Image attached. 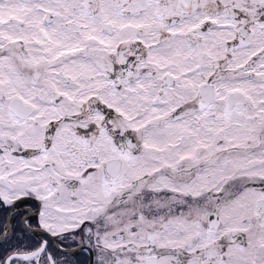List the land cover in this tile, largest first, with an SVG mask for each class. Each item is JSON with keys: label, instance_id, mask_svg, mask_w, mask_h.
Masks as SVG:
<instances>
[{"label": "snow or ice", "instance_id": "snow-or-ice-1", "mask_svg": "<svg viewBox=\"0 0 264 264\" xmlns=\"http://www.w3.org/2000/svg\"><path fill=\"white\" fill-rule=\"evenodd\" d=\"M0 264H264V0H0Z\"/></svg>", "mask_w": 264, "mask_h": 264}]
</instances>
